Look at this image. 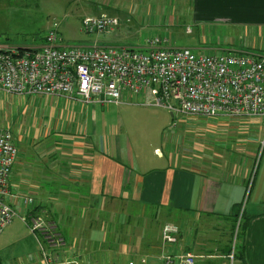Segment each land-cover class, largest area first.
Returning <instances> with one entry per match:
<instances>
[{
  "label": "crops",
  "instance_id": "0c3cea01",
  "mask_svg": "<svg viewBox=\"0 0 264 264\" xmlns=\"http://www.w3.org/2000/svg\"><path fill=\"white\" fill-rule=\"evenodd\" d=\"M200 8L205 36L208 32L209 38L210 32L214 36L220 28L224 39L217 45L214 37L211 44L205 37L198 52L264 57L260 53L264 50V0H203ZM40 47L21 49L0 43L2 49L21 51ZM125 98L137 100L132 95ZM67 103L74 107L79 102ZM81 106L91 107L95 124L96 107L103 104ZM206 121L198 132L206 139L200 138L192 151L186 150L188 154L176 151L175 145L167 153L157 149L156 158L142 160L137 167L129 146L105 127L97 132L96 124L91 136L80 127L74 133L67 129L69 135L60 142L45 141L42 155L25 144L18 147L21 153L8 202L22 210L21 194L40 192L42 197H36L33 209L58 223L92 226L102 240L110 236L116 244L111 250L116 257L129 259L127 264L143 258L147 264H162L168 253L186 252L197 256L196 264H231L233 213L245 202L250 185L245 206L248 225L235 264H264V147L259 157L264 117ZM155 164L161 166L152 167ZM166 223L180 229L174 246L163 242ZM36 246L26 264L39 261Z\"/></svg>",
  "mask_w": 264,
  "mask_h": 264
},
{
  "label": "built area",
  "instance_id": "2783aa9c",
  "mask_svg": "<svg viewBox=\"0 0 264 264\" xmlns=\"http://www.w3.org/2000/svg\"><path fill=\"white\" fill-rule=\"evenodd\" d=\"M54 23L38 49L0 48V89L10 95L64 97L82 104H119L135 96L138 103L163 108L172 116L190 118L252 119L264 117V57L254 53L198 52L169 48L166 41L147 40L146 48L115 46L67 47ZM120 21L109 15L87 17L83 30L90 35L114 32ZM132 100V99H131ZM143 100V101H142ZM19 148L9 130H0V235L17 212L10 205V186ZM22 219L40 248V259L31 264H83L80 258L61 260L51 252L66 246L59 223L33 209L31 196L22 199ZM247 201L242 204L245 209ZM31 209V210H30ZM28 211V212H27ZM239 223L228 255L235 264ZM180 229L167 224L163 242L174 246ZM143 258L128 264H147ZM191 252L164 256L162 264H196Z\"/></svg>",
  "mask_w": 264,
  "mask_h": 264
},
{
  "label": "rangeland",
  "instance_id": "374dc122",
  "mask_svg": "<svg viewBox=\"0 0 264 264\" xmlns=\"http://www.w3.org/2000/svg\"><path fill=\"white\" fill-rule=\"evenodd\" d=\"M202 6L203 0H0V43L21 49L40 47L57 22L59 34L67 47L99 43L101 46L144 49L147 40L159 38L166 41L165 46L169 48L197 51L205 45V37L209 44L214 37L217 45H221L224 39L220 35L222 29L218 28L214 36L210 32V38L207 36L209 32L206 36L204 34L206 25L201 21ZM104 14L120 21L114 32L96 35L84 32L85 18ZM260 53L264 54V50ZM81 105L77 103L71 107L64 97L17 96L0 89V130H9L20 149L26 144L42 155L45 141L67 138V129L74 133L80 127L91 136L96 124L97 132L105 127L125 147L129 146V156L136 167L142 160L156 158L157 149L167 153L175 145L176 151L185 155L188 154L186 150L194 149L200 138L206 139L198 133L207 124L206 118L172 116L166 109L146 106L136 99H125L119 104L106 103L101 108L96 107L97 120L93 124L91 107ZM263 147L262 144L259 157ZM249 191L250 185L246 201ZM30 195L21 194L22 198ZM31 197L36 201V197L38 199L42 194L38 192ZM22 198V210L15 209L17 216L0 235L2 264H26L36 246L35 237L22 219L26 213ZM53 212H49L51 216ZM59 225L66 246L51 252L54 256L61 260L80 258L83 264H127L129 259L116 257L115 251L111 250L116 244L110 236L107 241L102 240L98 229L76 221L60 222ZM234 242L235 235L233 245Z\"/></svg>",
  "mask_w": 264,
  "mask_h": 264
},
{
  "label": "trees",
  "instance_id": "16d2710c",
  "mask_svg": "<svg viewBox=\"0 0 264 264\" xmlns=\"http://www.w3.org/2000/svg\"><path fill=\"white\" fill-rule=\"evenodd\" d=\"M233 222H234V227H233V236L235 234V231L237 229V225L239 223V234H238V237L239 239H241V236L242 234H244V230H246L247 228V225H248V218L246 216V209H243V206H239L237 207V209L234 211L233 213ZM233 239V237H232ZM232 243V242H231ZM232 251V246H230V249H229V253L228 255L231 253ZM238 246L235 250V260L237 259L238 257ZM0 264H2V262L0 261Z\"/></svg>",
  "mask_w": 264,
  "mask_h": 264
}]
</instances>
